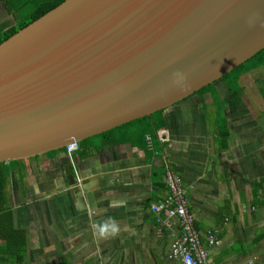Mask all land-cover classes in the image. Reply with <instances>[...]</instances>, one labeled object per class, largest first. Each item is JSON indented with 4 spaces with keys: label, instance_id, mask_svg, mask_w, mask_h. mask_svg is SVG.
Returning <instances> with one entry per match:
<instances>
[{
    "label": "crops",
    "instance_id": "1",
    "mask_svg": "<svg viewBox=\"0 0 264 264\" xmlns=\"http://www.w3.org/2000/svg\"><path fill=\"white\" fill-rule=\"evenodd\" d=\"M9 17L0 2V19ZM253 71L225 124L211 93H197L160 114L154 138L90 137L75 166L65 149L23 159L0 212V264H183L172 253L180 221L151 208L171 195L169 172L210 264L264 262V94L256 90L264 66ZM10 213L15 238L6 235Z\"/></svg>",
    "mask_w": 264,
    "mask_h": 264
},
{
    "label": "water",
    "instance_id": "2",
    "mask_svg": "<svg viewBox=\"0 0 264 264\" xmlns=\"http://www.w3.org/2000/svg\"><path fill=\"white\" fill-rule=\"evenodd\" d=\"M264 49V0H64L0 43V162L165 110Z\"/></svg>",
    "mask_w": 264,
    "mask_h": 264
},
{
    "label": "trees",
    "instance_id": "3",
    "mask_svg": "<svg viewBox=\"0 0 264 264\" xmlns=\"http://www.w3.org/2000/svg\"><path fill=\"white\" fill-rule=\"evenodd\" d=\"M63 1L64 0H0V2L3 3L7 13L11 15V18L14 20V22H10L9 18L5 19V21L0 19V43L16 33L19 29L25 27L30 22L36 20L49 10L55 8ZM27 3L32 4L34 8L30 13V16H28L29 18L25 19L23 10ZM262 66H264V49L242 65L238 66L236 69L224 75L222 78L202 88L197 93H211L213 97L212 101L215 103V106L218 109V115L219 117H222V122L225 124V109L230 104H234L243 100L245 89L241 84L242 75L256 70ZM220 81L223 82V85H221V88L219 89L222 94L218 91V89L216 90V84H218ZM163 111L164 110H161L150 116L136 119L110 131L96 135L92 138L101 139V137H109L110 135L114 134L122 135L123 139L127 141H138V139H145L147 135H150L151 138H154L156 133H158V130L164 124L163 120H161L159 117ZM224 130L226 131V125L223 127V130L222 126H219V134L226 135ZM110 140L113 141V139L108 138V141ZM53 152L54 151H51L49 154H52ZM21 162L22 160L0 162V212L2 211L3 206H5L7 203L6 188L8 180L12 174V171L16 169V166ZM0 220H2L1 217ZM3 220L5 224L6 220L8 221V233L6 235L9 237L13 236L14 238L17 237L19 232L13 228L12 214H8L5 218H3ZM5 229L6 228H4V231ZM19 237L23 239L26 238L24 233H20Z\"/></svg>",
    "mask_w": 264,
    "mask_h": 264
},
{
    "label": "built area",
    "instance_id": "4",
    "mask_svg": "<svg viewBox=\"0 0 264 264\" xmlns=\"http://www.w3.org/2000/svg\"><path fill=\"white\" fill-rule=\"evenodd\" d=\"M79 149V142H72L65 148L70 163L75 166L73 153ZM166 183L172 193L165 200L153 203L154 211L166 210L169 217L177 218L182 226V235L173 244L172 253L180 257L183 264H210L206 259V251L201 247L198 232L195 227L194 217L188 210V202L178 177L172 173L167 174ZM213 242L212 237H210ZM248 264H264L250 262Z\"/></svg>",
    "mask_w": 264,
    "mask_h": 264
},
{
    "label": "rangeland",
    "instance_id": "5",
    "mask_svg": "<svg viewBox=\"0 0 264 264\" xmlns=\"http://www.w3.org/2000/svg\"><path fill=\"white\" fill-rule=\"evenodd\" d=\"M33 8H34V6L32 5V4H30V3H27L26 5H25V7H24V10H23V12H24V14H25V16H24V18L25 19H27V18H29L28 16H30V13L32 12V10H33ZM2 21H5V19H1ZM9 21L10 22H14V20L11 18V17H9ZM257 72L256 71H253V72H251L250 74H246L245 76H243L242 78H243V80H245V81H247L248 83H252V82H254V81H256V79H257ZM264 77V75H260L259 76V78L258 79H261V78H263ZM221 85H223V82L222 81H220L218 84H216V87L217 86H221ZM257 87H256V90H259L260 92H262L263 94H264V81H263V83H257ZM181 103H184L185 104V101L184 102H181ZM180 102H179V104H181ZM174 105H178V103L177 104H174ZM238 106L239 107H244L245 105L244 104H238ZM237 105H231V107H233V108H235L234 110H236V108L238 107ZM95 137V136H94ZM93 139V138H92ZM95 139V138H94ZM93 139V140H94ZM94 141H100V139H95Z\"/></svg>",
    "mask_w": 264,
    "mask_h": 264
}]
</instances>
